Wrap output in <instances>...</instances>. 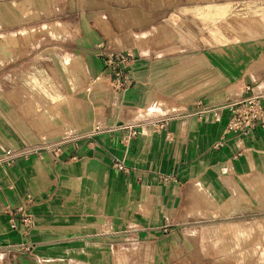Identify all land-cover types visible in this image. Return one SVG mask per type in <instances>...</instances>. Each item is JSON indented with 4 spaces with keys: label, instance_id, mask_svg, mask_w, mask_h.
Returning <instances> with one entry per match:
<instances>
[{
    "label": "crops",
    "instance_id": "1",
    "mask_svg": "<svg viewBox=\"0 0 264 264\" xmlns=\"http://www.w3.org/2000/svg\"><path fill=\"white\" fill-rule=\"evenodd\" d=\"M234 2L258 0H0V155H27L0 169V264H126L133 245L147 264L196 249L205 261L191 231L264 180V130L225 137L227 105L264 99V7L240 15ZM124 49L132 85L116 92L103 60ZM27 195L22 237L5 209Z\"/></svg>",
    "mask_w": 264,
    "mask_h": 264
},
{
    "label": "rangeland",
    "instance_id": "2",
    "mask_svg": "<svg viewBox=\"0 0 264 264\" xmlns=\"http://www.w3.org/2000/svg\"><path fill=\"white\" fill-rule=\"evenodd\" d=\"M233 4L234 10L241 13L240 15H245L252 10L258 11L260 10L258 8H263L264 0H258L256 3L258 6L252 3L243 6L241 2ZM0 46L3 44L0 43ZM246 190H239L236 197L239 202L236 207L231 209V212L224 210L223 213H218L216 216H206L202 228L200 226L191 231L192 238L199 239V248H201V242L205 245L206 258L203 261L201 252L196 249L192 257L189 258V262L185 261L184 264H264V180L253 181ZM247 192L248 196H245ZM208 203L213 206L212 211L216 212L219 205L209 201ZM242 209H251V212L246 215L233 214L234 210ZM246 221L248 223H245ZM235 222H242L250 226L252 234L242 238L223 229L218 230V226ZM108 249L112 253L113 248L108 247ZM121 252H124L121 255V261L126 264H140L137 260L135 261L136 257H142L143 263L141 262V264H147L144 260L148 259L150 254L149 247L146 249L140 245H133ZM251 255L254 258L253 261H246V258Z\"/></svg>",
    "mask_w": 264,
    "mask_h": 264
},
{
    "label": "built area",
    "instance_id": "3",
    "mask_svg": "<svg viewBox=\"0 0 264 264\" xmlns=\"http://www.w3.org/2000/svg\"><path fill=\"white\" fill-rule=\"evenodd\" d=\"M135 62L134 53L131 49H124L108 54L103 60V67L107 73L110 87L116 92H126L132 85L130 70ZM228 121L225 127V137L250 136L256 130H264V99L260 96H251L246 99L227 105ZM155 127H162L163 124ZM137 136V130L130 128L122 141L128 143L130 139ZM225 137H222L213 145L214 149L224 146ZM52 157L56 159L62 152V147L57 146L49 150ZM27 155L17 154L14 149H7L0 155V169L8 168L16 164L17 159ZM39 156V155H37ZM113 168L128 172L129 168L122 162L114 161ZM33 202L31 195H27L25 203L15 209L6 207L5 213L9 216L10 228L16 230L18 225H22L20 232L22 237H27L33 228L34 220L31 214L27 213V205ZM27 245H20V250H28Z\"/></svg>",
    "mask_w": 264,
    "mask_h": 264
}]
</instances>
